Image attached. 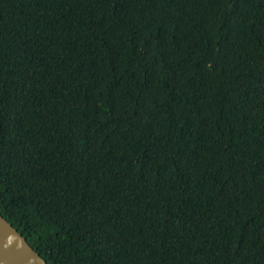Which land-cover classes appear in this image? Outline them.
I'll use <instances>...</instances> for the list:
<instances>
[{
  "label": "trees",
  "instance_id": "1",
  "mask_svg": "<svg viewBox=\"0 0 264 264\" xmlns=\"http://www.w3.org/2000/svg\"><path fill=\"white\" fill-rule=\"evenodd\" d=\"M0 213L49 264H264V0H0Z\"/></svg>",
  "mask_w": 264,
  "mask_h": 264
},
{
  "label": "water",
  "instance_id": "2",
  "mask_svg": "<svg viewBox=\"0 0 264 264\" xmlns=\"http://www.w3.org/2000/svg\"><path fill=\"white\" fill-rule=\"evenodd\" d=\"M0 264H49L1 213Z\"/></svg>",
  "mask_w": 264,
  "mask_h": 264
}]
</instances>
